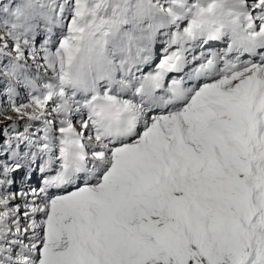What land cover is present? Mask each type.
Masks as SVG:
<instances>
[{
  "label": "snow or ice",
  "instance_id": "obj_1",
  "mask_svg": "<svg viewBox=\"0 0 264 264\" xmlns=\"http://www.w3.org/2000/svg\"><path fill=\"white\" fill-rule=\"evenodd\" d=\"M133 8L64 0L54 52L0 33V264H264V0L162 3L150 106L70 93Z\"/></svg>",
  "mask_w": 264,
  "mask_h": 264
},
{
  "label": "rangeland",
  "instance_id": "obj_2",
  "mask_svg": "<svg viewBox=\"0 0 264 264\" xmlns=\"http://www.w3.org/2000/svg\"><path fill=\"white\" fill-rule=\"evenodd\" d=\"M170 2L171 0H148L147 2L145 0H133V12L137 15L133 18L132 23L126 26V31L128 34L117 37L114 43H110L107 46L105 53L110 54L111 52H115L116 49H120L122 47L121 57H123V53L126 49L134 48V42L140 47L143 55H146V57H150L152 48V45L150 44L151 42H149L150 38L152 37L151 27L155 24L160 27L163 24V20L167 21V16L159 11V7L162 3L168 4ZM159 12L160 14H158ZM67 22H70V20ZM16 25L20 27V30L13 28ZM38 29H40V27L37 25V23L35 24L32 20L26 17L24 10L20 7V3L17 2V0H0V33L12 32L14 39L28 42V40L21 37L20 32H36ZM61 30V34L57 38H55L53 42L50 43L47 40V35L41 34L36 35V39L34 41H31V43L28 42L27 47L30 50L34 51L32 48H30V46H33L34 48L35 46L39 45L40 47L45 49L42 52H54L59 47L61 41L67 39L69 35L65 29V25L63 22ZM157 38L158 37H156V39ZM46 43L50 44L47 45ZM125 43L128 44V47L123 46ZM111 57L112 58L110 66L116 69L118 67V61H115V56ZM118 79L121 82H125L124 80H122V77H118ZM21 92H23L22 89ZM69 92L72 93L71 90H69ZM4 108H6V105H0V113H3ZM12 115L13 113L10 110H8L6 114H0V144H2L5 139V137L3 136V129L8 127V125L10 124L8 117ZM8 130L11 131L10 128ZM22 130L23 121H20L18 131ZM23 150V146H21V151ZM33 174L31 175V177L34 176ZM22 177H24V172H22L21 177H16L17 179H15V181L22 182ZM32 185L33 187H37L38 182L36 181Z\"/></svg>",
  "mask_w": 264,
  "mask_h": 264
},
{
  "label": "bare ground",
  "instance_id": "obj_3",
  "mask_svg": "<svg viewBox=\"0 0 264 264\" xmlns=\"http://www.w3.org/2000/svg\"><path fill=\"white\" fill-rule=\"evenodd\" d=\"M64 3V0H20V7L24 10L25 14L30 20H33L34 23H39V26L43 28L48 35H51L53 29L56 27L57 24H60L62 22V16L58 15L60 5ZM16 4V3H15ZM17 5V4H16ZM157 26L155 25V28ZM15 28V27H13ZM153 29L154 34H156L157 30L159 28ZM58 30L54 31L53 34H56ZM30 34H25L23 37L28 40V42L31 43L37 35L36 32H29ZM151 41L155 42V38L151 37ZM32 48L34 51H43L44 49L38 46H35ZM148 59L142 60L143 64H146L144 62H147ZM123 65V64H122ZM103 76V80H105L107 83L106 85L109 86V93H105L101 90V86L103 83H101V86H99L100 78ZM88 83L86 87H77L75 88V95L77 96L80 94L83 99L87 100L91 98L93 95H100L102 97L104 96H110L118 100H124V101H130L129 99H135L136 95L134 93H130L127 90V87L130 86L129 82H126V84L122 86H126V88H122L118 91H113L114 85L117 83L115 80V75L113 71L109 69V61L107 59H104L102 62L97 64L94 67V72L91 71V73L88 76ZM116 81V83H115ZM120 96H127L126 99H121ZM131 102V101H130ZM137 104H144L146 107L151 105L150 101H146L144 99L137 98ZM28 182V181H27ZM23 187H26L27 184L23 183L21 184Z\"/></svg>",
  "mask_w": 264,
  "mask_h": 264
}]
</instances>
